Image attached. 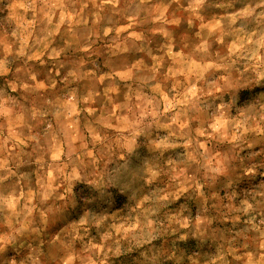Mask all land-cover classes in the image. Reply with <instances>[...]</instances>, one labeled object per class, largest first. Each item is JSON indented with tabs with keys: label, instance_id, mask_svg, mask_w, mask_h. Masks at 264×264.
Listing matches in <instances>:
<instances>
[{
	"label": "clouds",
	"instance_id": "1",
	"mask_svg": "<svg viewBox=\"0 0 264 264\" xmlns=\"http://www.w3.org/2000/svg\"><path fill=\"white\" fill-rule=\"evenodd\" d=\"M0 264H264V0H0Z\"/></svg>",
	"mask_w": 264,
	"mask_h": 264
}]
</instances>
